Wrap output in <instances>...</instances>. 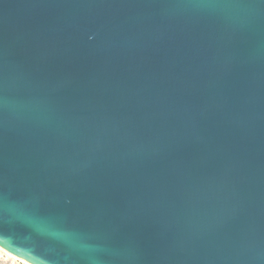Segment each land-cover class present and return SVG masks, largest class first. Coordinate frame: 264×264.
<instances>
[{"label": "water", "instance_id": "95a60500", "mask_svg": "<svg viewBox=\"0 0 264 264\" xmlns=\"http://www.w3.org/2000/svg\"><path fill=\"white\" fill-rule=\"evenodd\" d=\"M13 240L33 264H264V0H0Z\"/></svg>", "mask_w": 264, "mask_h": 264}, {"label": "clouds", "instance_id": "9594fccd", "mask_svg": "<svg viewBox=\"0 0 264 264\" xmlns=\"http://www.w3.org/2000/svg\"><path fill=\"white\" fill-rule=\"evenodd\" d=\"M17 243L16 241L12 242H3L0 241V249L4 250H11L10 254H14L18 256V259L20 260L21 264H33V259L31 256L27 254V251L18 252L17 247H13V244ZM93 249H90L88 246H82V250L80 254L83 255L84 259L89 262V264H95V261L92 258Z\"/></svg>", "mask_w": 264, "mask_h": 264}, {"label": "built area", "instance_id": "2783aa9c", "mask_svg": "<svg viewBox=\"0 0 264 264\" xmlns=\"http://www.w3.org/2000/svg\"><path fill=\"white\" fill-rule=\"evenodd\" d=\"M0 264H21V262L12 257L7 256V254L0 250Z\"/></svg>", "mask_w": 264, "mask_h": 264}, {"label": "bare ground", "instance_id": "6f19581e", "mask_svg": "<svg viewBox=\"0 0 264 264\" xmlns=\"http://www.w3.org/2000/svg\"><path fill=\"white\" fill-rule=\"evenodd\" d=\"M0 250L2 252H4L5 254H7V256L12 257V258H14V259H16V260H18L20 262V260L18 259V256L14 255V254H10V252L7 251V250H4V249H0Z\"/></svg>", "mask_w": 264, "mask_h": 264}, {"label": "snow or ice", "instance_id": "6c2138e0", "mask_svg": "<svg viewBox=\"0 0 264 264\" xmlns=\"http://www.w3.org/2000/svg\"><path fill=\"white\" fill-rule=\"evenodd\" d=\"M7 243V242H6Z\"/></svg>", "mask_w": 264, "mask_h": 264}]
</instances>
